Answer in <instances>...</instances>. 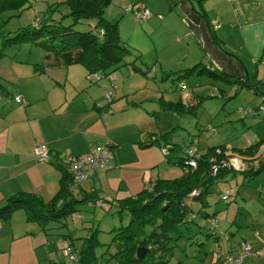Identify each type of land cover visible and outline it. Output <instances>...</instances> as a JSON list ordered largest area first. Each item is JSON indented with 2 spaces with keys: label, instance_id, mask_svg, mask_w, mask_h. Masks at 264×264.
<instances>
[{
  "label": "rangeland",
  "instance_id": "rangeland-1",
  "mask_svg": "<svg viewBox=\"0 0 264 264\" xmlns=\"http://www.w3.org/2000/svg\"><path fill=\"white\" fill-rule=\"evenodd\" d=\"M29 1L24 11L0 14V52L4 56L6 54L12 57L14 54L23 60L39 61V68L45 56L40 47L21 41L10 44L6 41L13 38L21 29L31 26L34 14L45 16L52 14L51 11L48 12L49 8L57 7L66 0ZM158 1L112 0L104 18L118 22L119 35L130 56L126 59L127 65L121 66L115 72L116 87L119 88L122 81H125L132 85L133 89L140 91L134 95V99L125 101L123 97L116 96L108 102L104 98L105 92L99 90V105L95 104L97 108L109 106L116 110L119 106L132 107L131 104L135 103L142 109L150 110L147 115L138 113V117L133 121L135 124L127 128L141 132L140 146L142 149L149 148L154 159L145 184L155 180L177 179L184 173V166L166 161L154 139L162 145L169 144L173 147L174 150L168 154L172 162L180 159L184 151L200 155L211 148H225L227 155L242 159L240 151L256 143L255 135L263 132L264 128L258 125L264 117L260 108L263 104L262 99L253 96L241 84L229 85L220 81L211 85L203 81L193 84L188 82L183 71H178L184 60L179 55V46L173 42L170 35L166 34L165 6ZM146 5L156 6L159 12L148 18V27L145 21L138 23L134 17V11ZM59 7V10L53 13V20L61 21L62 25L67 26L71 23L70 20L62 17L67 10L62 6ZM128 8L132 11L126 12ZM94 26L95 22H89L76 24L73 28L75 31L85 33L93 31ZM137 48L141 51V56ZM157 55L159 58H156ZM3 64L6 65V61ZM153 65L157 70H152ZM133 66L140 72L129 76L128 71ZM160 66L164 69L163 73L159 70ZM170 67H174L172 70L177 71H165V68ZM78 68L81 69L80 66ZM148 69L151 72L150 77H146ZM0 70L3 71L4 68L0 67ZM205 75L203 77L209 81L208 75ZM91 81L89 80L88 83H103L104 80L96 82L95 79H91ZM93 86L89 87L91 91L95 89ZM179 86H184V89L179 90ZM214 89L218 94L221 93L220 97L218 94L212 97L211 93ZM195 92H198L197 97ZM190 93L194 94V97L193 95L188 97ZM180 103L196 107L191 112H186ZM150 140L152 143L147 146ZM132 164L135 168L144 166L136 161H132ZM238 166L241 170L242 162L238 163ZM136 172L141 173V171ZM117 190L116 188V193L120 194L122 199L128 197L122 195V188ZM224 194H228V200H218ZM262 195H264V168L251 178L244 174H226L211 188V194L207 196V208H204L206 213L215 214L217 227L211 229L210 222L200 217L194 219L192 224L183 226L181 238L174 245L170 259L164 264H216L214 263L216 257L219 256L220 261L223 260L229 248H238L243 242L250 244L254 249L260 248L258 244L264 247ZM113 211L114 209H111L107 213L102 207L81 205L77 214L64 221L65 228L51 223L44 240L38 234L37 223L25 224L33 225L34 228L19 227L15 224L10 236L0 238V264H113L112 261L107 263L108 255L104 253L109 248V251H112L114 229L124 226L127 222L124 216L121 218L112 216ZM18 213L13 216L14 223L19 222L16 215L22 218L24 215L26 219L25 210L21 209ZM11 215L0 222L4 230H7L5 223H9ZM94 231H97L95 235L100 243L95 249L98 261L82 263L71 260V256L63 255L64 250L70 252L73 249H64L61 244V240L64 239L62 235L68 236L74 251L79 252L82 239ZM25 232H33L35 235H26ZM259 252L261 257H253L254 260L250 264H264V248Z\"/></svg>",
  "mask_w": 264,
  "mask_h": 264
},
{
  "label": "crops",
  "instance_id": "crops-1",
  "mask_svg": "<svg viewBox=\"0 0 264 264\" xmlns=\"http://www.w3.org/2000/svg\"><path fill=\"white\" fill-rule=\"evenodd\" d=\"M158 2L165 6L166 34L179 46V55L184 60L178 71L187 73L188 69L197 65L199 69H203L208 63L222 77L246 84L247 87H243L252 94L248 87L264 85V0ZM144 9L149 11L150 18L159 13L154 5L142 6L136 10ZM213 21L218 22L219 28L212 29ZM145 24L146 27L149 26L148 18ZM118 29L120 32L119 25ZM137 51L141 56V51ZM17 57L14 54L12 57L6 54L0 57V67L4 68L3 71L0 70V208L8 199L20 194L35 195L42 201L49 202L60 188L66 168L63 158L68 154L83 156L89 149L99 146L109 148V168L107 171H96L83 183L82 189L95 193L98 199L105 201L122 199L116 193V188L117 191L122 188V195L126 197H132L142 190L154 159L149 148L142 149L140 146L141 132L127 128L135 124L133 121L138 113L147 115L150 110H143L135 103L131 104L132 107L119 106L116 110L109 106L97 108L95 104L99 102V92L111 90L108 81L88 83L91 76L83 67L78 68V65L50 69L49 73L38 74L35 66L39 65V61ZM5 61L6 65L3 64ZM134 69L138 70L133 66L128 71L129 76L139 73ZM154 69L155 65L152 67ZM172 69L174 67L165 68V71H177ZM159 70L164 72L161 66ZM197 72L198 70L187 76L188 82L194 84L203 81L211 85L217 81L208 76L209 81H206L203 77L206 73ZM146 74V77H150V69ZM91 85L95 88L92 91L89 88ZM138 91L140 90L133 89L125 81L113 90L114 97L121 96L125 101L134 99ZM191 95L194 97L191 93L188 97ZM196 95L198 96V92H195V97ZM15 96L24 99L27 106L15 103ZM258 125L264 127V117ZM255 140L256 143L264 142V128L263 132L255 135ZM151 143L152 140L148 141L147 146ZM37 144L47 147V163H35L33 148ZM258 151L264 157V147ZM132 161L140 162L144 166L135 168ZM96 207L104 208L99 203ZM20 211L13 212L9 223H5L7 230L0 225V238L10 236L15 224L34 228L33 225H25L29 222H26L24 215L23 218L16 215L19 222H13L14 214H19ZM48 226L45 231L39 226L38 234L42 236V240L49 231ZM25 233L35 235L33 232ZM61 241L65 249L66 242ZM258 245L260 248L252 249L261 251L264 248ZM235 251L236 247L228 249V252ZM70 252L73 253V250ZM252 260L253 257L247 259V263L250 264Z\"/></svg>",
  "mask_w": 264,
  "mask_h": 264
},
{
  "label": "trees",
  "instance_id": "trees-1",
  "mask_svg": "<svg viewBox=\"0 0 264 264\" xmlns=\"http://www.w3.org/2000/svg\"><path fill=\"white\" fill-rule=\"evenodd\" d=\"M28 3H30L29 0H0V14L24 11ZM111 3L112 0H66L58 4L57 7L49 8L48 12L51 11L52 14H46L47 16L34 14L31 26L21 29L6 42L10 44L21 41L40 47L45 56L42 65L39 68L35 66V72L38 74L46 73L50 69L78 65L83 67L91 78L93 75L100 74L104 80H109L110 76H115V72L121 66L127 65L126 59L130 57L126 45L120 38L118 22H111L104 18ZM59 6L67 10V13L62 15L63 18L69 19L71 22L67 26L62 25L61 21L54 22L53 20V13L59 10ZM89 22H95L91 32L82 33L73 28L76 24ZM1 56L4 55L0 52ZM207 64L203 69H199V65L188 69L187 73L184 72V76H189L198 70L197 73H206L208 77L225 84L238 83L247 87L240 81L222 77L213 67L211 68L210 64ZM108 82L110 86L116 87L115 79ZM114 88L111 87L110 91H104L112 93V99L114 98ZM178 88L180 90V86ZM248 88L257 97L264 98V85L256 84ZM211 94H213L212 97H215L218 93L214 89ZM218 96L220 97L221 93ZM180 105L186 112H191L196 107L183 103ZM154 142L158 143L156 139ZM159 147H167L166 153L163 154L167 162L185 167L180 178L169 181L155 180L149 184L146 183L143 189L132 197L105 201L98 199L95 193L85 192L82 185L96 171H107L108 169H96L84 181H76L64 159L67 156L72 158L81 156L68 154L63 158L66 168L55 197L49 202H44L31 194L11 197L0 208V222L13 212L23 209L26 213V222L37 223L43 231L51 223L59 224L63 228L66 227L64 221L78 213L81 205L97 206L99 203L100 206L106 207L107 213L114 209L112 216L118 218L124 216L127 221L124 226L114 229L112 251H109V248L104 253V255H108L107 263L112 261L113 264H164L170 259L174 245L181 238L183 226L192 224L194 219L200 217L210 222L211 229L216 228L211 224L213 220H216L215 214H208L204 209L207 208V196L211 194V188L228 173L244 174L251 178L260 172L264 168V157L258 150L264 147V142L248 146L240 151L243 158L238 159L244 165L242 171H236L228 166V159L237 157L227 155L225 148H211L203 154H194L198 158L196 168L192 171L187 164L188 153L184 151L180 159L172 162L168 158V154L174 150L173 147L169 144H161ZM213 166L218 167L215 174L212 173ZM226 195L224 200L222 199L223 195L218 200L227 201L228 194ZM96 233L97 231H94L82 239L79 252L74 251L72 242L67 240L68 236L62 240L67 243L66 248L72 247L77 261L96 262L98 259L95 249L100 244ZM138 249L145 251L142 259L137 258ZM219 261L218 256L214 263L220 264Z\"/></svg>",
  "mask_w": 264,
  "mask_h": 264
},
{
  "label": "built area",
  "instance_id": "built-area-1",
  "mask_svg": "<svg viewBox=\"0 0 264 264\" xmlns=\"http://www.w3.org/2000/svg\"><path fill=\"white\" fill-rule=\"evenodd\" d=\"M130 11H132L131 8H128L126 10V12H130ZM134 17L138 23H142L143 21H145L147 18L150 17V13L146 9L139 10V11L135 10ZM211 27L212 29L219 28L218 22L217 21L211 22ZM92 78L95 79L96 81L104 80L103 76L100 74L93 75ZM114 79H115V76L112 75L110 76V79L109 80L107 79L106 81H110V80L112 81ZM111 87L114 88L113 85H111ZM180 88L184 89V86H180ZM112 97H113L112 93H109V92L104 93V98L108 102L111 101ZM261 99H262L263 104L260 108L264 110V98H261ZM13 100L15 103L23 107L27 106L26 101L19 96H15ZM166 148L167 147L161 148L162 154L166 153ZM108 153H109V149L106 146H99V147H95L91 149L88 154L78 157V158H72V157L67 156L64 159V161L68 169L70 170L71 175L74 177V180L84 181L96 169L105 170L109 168L108 158H107ZM48 156H49L48 149L45 145L43 144L35 145V147L33 148V158H34L35 163L37 164L46 163ZM188 158H189L188 163H187L188 167L193 171L196 168V160L198 157L194 155V153H188ZM227 163L229 167L233 168L236 171H242L244 168V165L242 163V169L240 170L238 163L241 164V161L237 160L236 158H230V160L228 159ZM236 166H238V168ZM217 170H218V167L213 166L212 173L215 174ZM226 197L227 195L225 194L223 195L222 199L224 200ZM262 199L264 200V195H262ZM211 224L213 227H217V220H213ZM65 244L67 246V243ZM63 255L71 256L70 257L71 260L77 261L76 254H73L71 252L69 253L67 250H64ZM260 255H261L260 252L254 251L250 244L243 242L238 246L237 251L235 253H232V254L227 253L224 256L223 260L220 261V264H248L247 259L251 257H259Z\"/></svg>",
  "mask_w": 264,
  "mask_h": 264
},
{
  "label": "water",
  "instance_id": "water-1",
  "mask_svg": "<svg viewBox=\"0 0 264 264\" xmlns=\"http://www.w3.org/2000/svg\"><path fill=\"white\" fill-rule=\"evenodd\" d=\"M145 251L143 249H138L136 252L137 258L142 259Z\"/></svg>",
  "mask_w": 264,
  "mask_h": 264
},
{
  "label": "flooded vegetation",
  "instance_id": "flooded-vegetation-1",
  "mask_svg": "<svg viewBox=\"0 0 264 264\" xmlns=\"http://www.w3.org/2000/svg\"><path fill=\"white\" fill-rule=\"evenodd\" d=\"M237 160H240V159H238V158H236ZM241 161V160H240Z\"/></svg>",
  "mask_w": 264,
  "mask_h": 264
}]
</instances>
